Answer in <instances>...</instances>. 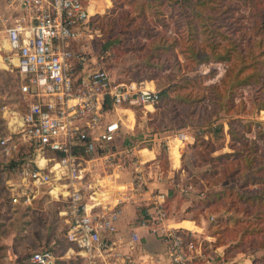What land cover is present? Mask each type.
<instances>
[{
	"label": "rangeland",
	"instance_id": "374dc122",
	"mask_svg": "<svg viewBox=\"0 0 264 264\" xmlns=\"http://www.w3.org/2000/svg\"><path fill=\"white\" fill-rule=\"evenodd\" d=\"M121 1H91L89 6L91 16L87 30L89 35L73 43V48L85 51L89 58H93L94 63L89 62V67L105 68L116 81L135 82L138 86L143 83L159 92L160 98L152 106H132L125 103L118 107V110L111 109L113 118L121 117L123 131L115 149L121 148L124 138L125 142L131 140L138 148L149 150L146 155L140 152L144 159L153 160L166 171L165 189L167 192L171 190L175 193L171 197L173 202L168 203L169 215L176 216V219H193L198 226V228L194 227L195 223L188 220L183 225L195 230V238L200 242L205 255L203 259L194 260L192 264H252L253 259L264 257V248L253 247L250 243V238L254 239L258 235L256 231L251 230L247 234H242L244 228L249 229L242 210L244 205L250 202L240 200L237 194L243 193L245 182L239 175L240 172L235 176L230 174L232 163L226 158L214 163L212 170H217V173L203 177L204 171L210 166L204 164L200 156L207 153L205 149L207 137L203 138L201 132L204 131L209 119L214 123H226L232 118L235 129H239V121L245 124L251 123L252 129L245 133L244 137L253 139L258 129L256 123H260L263 127L264 112L250 109L247 104L245 107L240 104L229 106L226 108L228 113L222 109L218 111L217 107H209L207 87L212 84L219 86L230 67V62L211 60L193 64L185 58L180 45L183 39L179 36L177 37L179 42L174 48L169 49L165 46L167 49L160 51L161 55L150 64L146 62L148 57L146 48L142 47L144 44L162 42L166 36L168 41L173 42L177 34L170 30L166 35L163 34L164 28L159 26L160 19L164 18L165 23L171 24L170 27L177 26L178 30L183 31L187 25L184 21L185 14L191 22L188 28L189 34L184 30V37L190 42L206 44L210 41L212 38L210 33L204 31L211 28V20L215 24L220 23L218 30L224 28L233 31L231 37L246 38L248 33L244 30H249L255 24V21L248 17L249 8L241 6L240 11L246 17L238 20L237 14L234 15L231 11L224 12L228 5L226 2L219 3V0H206L207 5L198 6V10L203 13L198 15L193 13L194 7H192L197 0H132L133 3ZM185 1L190 2V8L185 9L189 4ZM211 7L215 12L209 14ZM219 7L221 8L218 9ZM20 15L22 11L18 6H10L6 1L0 0V138L8 131L2 107L18 110L24 107L18 90L20 75L17 68L9 64L6 59L8 50L4 42L5 24L2 21V19L10 21ZM203 22L208 26H204ZM190 24L195 28L190 27ZM115 39L121 41H116L115 46L111 48L103 47L107 41ZM215 39L224 40L220 39L218 34L215 35ZM256 41L254 39L250 42L251 52L264 55L262 52L264 40ZM129 44L139 46L133 48ZM246 89L248 92L247 87L240 89L244 97ZM186 98V101L182 100ZM238 102L239 99H236L234 103ZM227 130L228 127L224 125L225 133ZM182 134L187 138L180 143L175 138H179ZM228 139L229 136L226 134L225 142ZM257 142L262 152L249 151L247 157V159L254 157L252 159V163L255 164L254 169L264 167V144L260 140ZM211 143L217 145L220 142L212 140ZM235 145L238 146L237 143ZM250 145L249 148L252 147ZM225 151L230 152V149L224 146L214 155ZM20 152L25 154L27 149L23 147ZM177 152H180L178 162L175 161ZM21 153L18 156H21ZM111 162V160H96L86 164V167H90L102 177L112 172ZM0 163L4 169V173L0 176V262L5 263L9 257H12L13 264H30L31 253L45 248L62 256L66 247L70 246L65 238L66 225L59 215L64 207L63 202L45 196L30 207L11 205L5 184L11 166L1 153ZM237 168L244 169L245 165L241 162ZM222 169H228L229 172L223 173ZM116 172L131 176V168L128 166ZM221 191H225L223 196L212 207L199 213L200 204L205 202L206 197ZM250 228L264 230V219L258 220L252 217ZM218 241L224 244L218 245ZM5 256L7 260L3 259ZM56 264L83 263L79 259L65 256L57 259Z\"/></svg>",
	"mask_w": 264,
	"mask_h": 264
},
{
	"label": "built area",
	"instance_id": "2783aa9c",
	"mask_svg": "<svg viewBox=\"0 0 264 264\" xmlns=\"http://www.w3.org/2000/svg\"><path fill=\"white\" fill-rule=\"evenodd\" d=\"M4 1L22 11L10 21L2 19L6 59L20 75L24 106L2 107L8 131L0 138V152L15 159L5 180L11 204L30 207L45 196L62 201L59 215L66 225V242L84 264H134L129 253L115 251L113 236L122 206L139 196L144 212L138 226L164 243L171 264L203 259L195 230L169 224L166 189H149L165 180L166 171L144 159L140 153L144 148L131 140L124 138L121 148L115 149L123 131L121 117L113 118L111 109L125 103L152 106L159 92L143 83L112 79L105 68L89 67L94 61L85 51L73 48L89 35L93 0ZM186 138L182 134L175 139L181 143ZM23 147L25 154L20 152ZM96 160H111L112 172L101 177L86 167ZM127 166L128 186L119 183L121 172H116ZM147 192L148 199H143ZM138 240L134 231L129 245ZM56 260V253L46 248L29 257L30 264Z\"/></svg>",
	"mask_w": 264,
	"mask_h": 264
},
{
	"label": "trees",
	"instance_id": "16d2710c",
	"mask_svg": "<svg viewBox=\"0 0 264 264\" xmlns=\"http://www.w3.org/2000/svg\"><path fill=\"white\" fill-rule=\"evenodd\" d=\"M129 1L133 3L132 0H122L121 2ZM218 1V0H217ZM188 2V1H185ZM219 3H227V7L224 9V12L231 11L234 15L237 14V19L245 18L246 15H243L240 11L241 6H247L249 8V15L248 17L253 19L255 21V24L253 27H251L249 30H244L248 33V36L246 38L240 37L239 39L235 36L231 37L232 32L225 30L222 28L221 30H218L217 28L220 26V23H214L211 20V28L204 31L207 33H210L211 38L210 41H208L206 44H198L194 42H190L189 39H186L184 37V30L188 33L189 23L191 22L189 18L187 17V14H185L184 21L187 24L185 29L178 30V27L176 28L170 27V23H165L164 18L160 19L159 26L163 30V34L166 35L167 31H172L174 34H177L176 37H174V41L171 42L168 41L167 36L164 37L162 42L159 43H148L144 44L142 47L146 48V53L148 54V57L146 59V62L148 64L153 63V60L155 58H158L161 54L160 51H165L167 46L169 49L174 48L175 45L179 42L177 37L182 38L183 41H181L180 45L183 49V54H185V58L189 59L193 64L197 65L198 63L202 61H225L230 62V67L227 69L226 73L224 74L223 79H221L219 86L217 84H212L207 87V90L209 91L207 97L210 100V106L211 108H218L225 111L226 108L229 106H236V104H240L241 106L245 107L246 104L249 106L250 109H255L256 111H260L264 109V55L259 54H253L251 52V44L250 42L254 39L257 40L256 42H260L264 40V0H219ZM185 6V9L190 8L191 4ZM125 4V3H124ZM207 5L206 0H197L195 4L192 6L193 13L195 15H198L199 13L203 14L198 10V6L201 5ZM200 8V7H199ZM219 7L218 9H220ZM214 11V8L209 9V14ZM92 12V11H91ZM127 12V11H126ZM186 13V10H184ZM175 16V15H174ZM202 16V15H201ZM171 17H173V14L171 13ZM203 18V16H202ZM210 18V15L208 16ZM204 26H208L206 22H203ZM190 27L192 24H190ZM195 28V27H194ZM213 28V29H212ZM212 29V30H211ZM187 30V31H186ZM243 31V32H244ZM218 34L220 36V39H224L223 41H216L215 35ZM181 36V37H180ZM187 37V36H186ZM173 38V37H171ZM120 42V39H115L112 41H107L105 45H103L104 48L113 47L115 46V42ZM244 43H243V42ZM167 42H169L167 44ZM129 46H132L133 48H137L138 44H129ZM264 52V51H262ZM151 79V78H150ZM218 87L221 89H218ZM242 87H247L248 92L246 89V95L243 96L241 92ZM165 92V91H164ZM205 97V96H203ZM239 97V98H237ZM160 98V95H159ZM243 98V99H242ZM236 99H239L238 103H234ZM183 101H186L187 98ZM232 110V109H231ZM227 111V110H226ZM229 111H227L228 113ZM234 119H230L226 122L228 126V130L224 131V122L220 123H214L209 119L208 124L204 127V131L201 132L204 137H207L205 149L207 150V153L201 154V159L204 164L208 165L210 167L206 168V170L203 173V177H209L212 173H217L218 171L213 169L214 163L219 162L222 159H227L228 162L232 163V166L230 170L231 175H237L240 172V176L243 177V180L245 182L244 184V191L242 194H237L238 198L242 201H249L250 204L244 205L242 210V214L246 218V222H248V228H244L242 231V234L246 233L248 231H256L257 236L252 239L250 238V243L253 247L256 248H264V230L263 228L259 229H251L250 223L251 218L253 219H264V167H259L257 169H254L255 164L252 163V159H247L249 157V151H252L256 153L257 151H260L258 148V140L263 142L264 144V123L263 127L260 126V123H256L255 126L258 127V129L255 131V136L253 139H247L244 137L245 133H248L252 129V124H245L241 121L238 122L239 129L234 128ZM226 134L229 136V139L227 142H225ZM211 140V141H210ZM212 140H215L220 143L216 145L211 143ZM204 142V141H203ZM238 144L236 146L235 144ZM249 144L251 148H249ZM227 146L230 149V152H220L218 154H215L217 150L220 148ZM262 151H260L261 153ZM1 153V152H0ZM2 154V153H1ZM230 157H235L234 159H231ZM175 161L178 162L179 160V152H177V155L175 157ZM247 161L244 162L243 160ZM264 160V159H263ZM10 163V170L15 164V159L10 158L8 159ZM241 162L243 165H245L244 169H238V164L241 165ZM212 170V172H211ZM223 173L229 172L228 169L223 170ZM4 173V169L2 167V164L0 163V176ZM9 173V172H8ZM249 173V175H247ZM201 180L200 178L198 179ZM248 187V188H247ZM227 191V189H225ZM225 191L217 192L215 194L209 195L206 197L205 202L200 204L199 207V213H201L204 209L210 208L213 206L216 201L223 196ZM175 193L173 191H169L167 194V197L170 199ZM8 195V192H7ZM9 203L10 198L8 196ZM260 201H262L260 203ZM262 204V205H260ZM12 205V204H11ZM228 221H226L227 224ZM260 232V233H259ZM252 240V241H251ZM218 245H223L222 242L218 241ZM217 245V246H218ZM252 264H264V257L261 259H253Z\"/></svg>",
	"mask_w": 264,
	"mask_h": 264
},
{
	"label": "crops",
	"instance_id": "0c3cea01",
	"mask_svg": "<svg viewBox=\"0 0 264 264\" xmlns=\"http://www.w3.org/2000/svg\"><path fill=\"white\" fill-rule=\"evenodd\" d=\"M90 5L91 2L89 6ZM260 111L264 112V109ZM224 125L228 127L226 123H224ZM142 152L146 155L149 152V150L144 148L142 149ZM129 180L130 177H128V175L122 172L120 173V177L118 179L120 184H125L128 186ZM155 187H158L160 189H165L166 187L165 180L162 183L150 184L149 186L150 191ZM169 191L170 190H168V192ZM149 193L150 192L143 194V199H148L147 194ZM141 199L142 197L133 196L131 201L126 202L122 206L120 218L117 222V232L115 236H113L115 251H118L121 254L129 253L132 256V259L134 260V264H171L168 258L166 257V249L164 243L155 235L149 233L145 228L138 226V220L141 214L144 212L143 207L141 206L144 204V202L141 203ZM171 199H172L171 197L170 199L168 198L167 204L168 203L171 204V202H173V200ZM147 204L148 202L146 203V205ZM186 220L195 223V220L193 219H183V218L176 219V216H171V215H169L168 222L173 226L179 227L185 225ZM194 225H195L194 227L198 228L196 223ZM134 231L137 232V234L139 235V240L137 241L136 244L130 246L129 241L131 238V234ZM72 250H74V248H72L71 246H67L62 256L56 254L57 259H62L65 258L66 256L67 258L72 257L76 260L79 259L80 261H82L81 258L78 257L75 253H72ZM3 259L7 260L6 256ZM1 262L0 264H13L12 257H9V259L5 263L4 261Z\"/></svg>",
	"mask_w": 264,
	"mask_h": 264
},
{
	"label": "bare ground",
	"instance_id": "6f19581e",
	"mask_svg": "<svg viewBox=\"0 0 264 264\" xmlns=\"http://www.w3.org/2000/svg\"><path fill=\"white\" fill-rule=\"evenodd\" d=\"M92 3V2H91Z\"/></svg>",
	"mask_w": 264,
	"mask_h": 264
}]
</instances>
